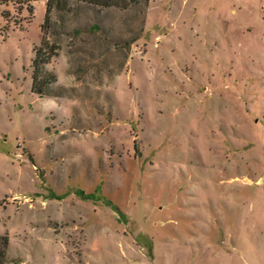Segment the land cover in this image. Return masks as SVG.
<instances>
[{"label":"rangeland","instance_id":"1","mask_svg":"<svg viewBox=\"0 0 264 264\" xmlns=\"http://www.w3.org/2000/svg\"><path fill=\"white\" fill-rule=\"evenodd\" d=\"M0 0L5 264H264V0Z\"/></svg>","mask_w":264,"mask_h":264},{"label":"trees","instance_id":"2","mask_svg":"<svg viewBox=\"0 0 264 264\" xmlns=\"http://www.w3.org/2000/svg\"><path fill=\"white\" fill-rule=\"evenodd\" d=\"M150 0H47L46 14L44 22L41 25L42 38L40 46L35 48V57L32 60V92L39 96H47V88L50 84L57 81V77L45 70L48 64L56 54V48L51 45L47 39V26L50 24V14L54 8L65 6L71 3H83L94 7L109 8L116 7L128 9L131 6L145 4ZM9 238L6 235H0V264H5Z\"/></svg>","mask_w":264,"mask_h":264}]
</instances>
